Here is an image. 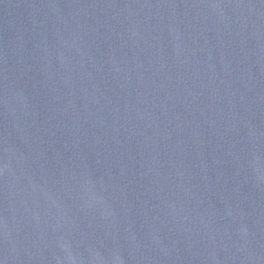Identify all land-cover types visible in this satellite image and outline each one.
<instances>
[{"label": "water", "instance_id": "95a60500", "mask_svg": "<svg viewBox=\"0 0 264 264\" xmlns=\"http://www.w3.org/2000/svg\"><path fill=\"white\" fill-rule=\"evenodd\" d=\"M0 264H264V0H78L2 47Z\"/></svg>", "mask_w": 264, "mask_h": 264}]
</instances>
